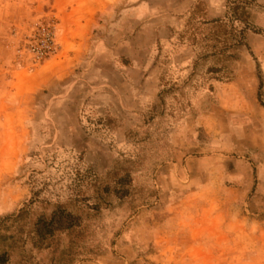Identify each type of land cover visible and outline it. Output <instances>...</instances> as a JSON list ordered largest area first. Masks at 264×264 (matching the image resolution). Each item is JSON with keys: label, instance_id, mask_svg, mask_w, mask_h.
<instances>
[{"label": "rangeland", "instance_id": "374dc122", "mask_svg": "<svg viewBox=\"0 0 264 264\" xmlns=\"http://www.w3.org/2000/svg\"><path fill=\"white\" fill-rule=\"evenodd\" d=\"M0 264H264V0H0Z\"/></svg>", "mask_w": 264, "mask_h": 264}, {"label": "built area", "instance_id": "2783aa9c", "mask_svg": "<svg viewBox=\"0 0 264 264\" xmlns=\"http://www.w3.org/2000/svg\"><path fill=\"white\" fill-rule=\"evenodd\" d=\"M49 42L48 43H45L43 45L42 50H40L37 53V56H36L37 60H42L43 58H45L48 54H50L52 52L53 45H52V43H49Z\"/></svg>", "mask_w": 264, "mask_h": 264}]
</instances>
